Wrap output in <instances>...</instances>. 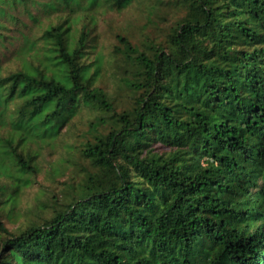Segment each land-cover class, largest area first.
<instances>
[{
  "label": "trees",
  "instance_id": "trees-1",
  "mask_svg": "<svg viewBox=\"0 0 264 264\" xmlns=\"http://www.w3.org/2000/svg\"><path fill=\"white\" fill-rule=\"evenodd\" d=\"M131 1L0 0L42 26L0 67L6 201L81 101L107 113L50 217L14 233L0 212V264H264V0H156L140 37L116 34L115 95L88 59L98 11Z\"/></svg>",
  "mask_w": 264,
  "mask_h": 264
},
{
  "label": "rangeland",
  "instance_id": "rangeland-1",
  "mask_svg": "<svg viewBox=\"0 0 264 264\" xmlns=\"http://www.w3.org/2000/svg\"><path fill=\"white\" fill-rule=\"evenodd\" d=\"M155 2L156 0H132L128 6L120 10L102 8L98 11L97 26L93 32V36L97 37L96 51L89 55L88 60L94 57V53L100 52L104 61L101 74L95 79L94 85L109 91L113 90L116 95L119 86L114 74L116 68L113 48L118 44L116 34H123L133 39L140 37L141 28L147 23L149 12ZM168 3L170 2L165 3V7H161L162 15L172 9L167 5ZM25 8L26 6L19 5L18 8L15 6V9L7 8L6 14H0V33L4 37V45L0 46V67L5 74L20 66L17 57L22 51L24 35L41 37L42 26L29 19L23 11ZM31 10L36 12L35 8ZM12 14L17 16L18 20L11 18ZM171 20L172 18L160 21L159 24L163 26ZM102 116L106 117L107 113L81 101L69 122L61 127L59 135L51 139L50 144L42 147L40 172L33 177L31 186L20 192L16 202H7V194L0 191V212L10 231L19 233L34 223H41L43 219L50 217L53 214V195H57L62 200L68 182H78L83 179L85 171L83 164L86 160L81 155V148L84 142L92 137L88 131L89 123ZM32 146L36 148L37 145L32 144ZM4 183H7V180L1 178L0 186ZM4 235L1 233V236Z\"/></svg>",
  "mask_w": 264,
  "mask_h": 264
}]
</instances>
